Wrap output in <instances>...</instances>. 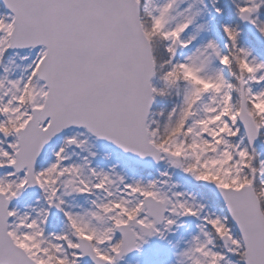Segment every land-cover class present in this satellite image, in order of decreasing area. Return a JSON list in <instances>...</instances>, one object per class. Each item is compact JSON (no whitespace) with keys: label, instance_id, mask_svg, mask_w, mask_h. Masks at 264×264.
<instances>
[{"label":"snow or ice","instance_id":"1","mask_svg":"<svg viewBox=\"0 0 264 264\" xmlns=\"http://www.w3.org/2000/svg\"><path fill=\"white\" fill-rule=\"evenodd\" d=\"M0 264H264V0H0Z\"/></svg>","mask_w":264,"mask_h":264}]
</instances>
